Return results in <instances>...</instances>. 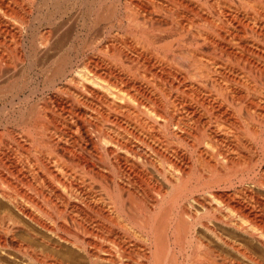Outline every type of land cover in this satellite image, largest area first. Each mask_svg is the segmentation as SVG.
<instances>
[{"label":"bare ground","instance_id":"1","mask_svg":"<svg viewBox=\"0 0 264 264\" xmlns=\"http://www.w3.org/2000/svg\"><path fill=\"white\" fill-rule=\"evenodd\" d=\"M111 1L0 0V264H264V0Z\"/></svg>","mask_w":264,"mask_h":264},{"label":"rangeland","instance_id":"2","mask_svg":"<svg viewBox=\"0 0 264 264\" xmlns=\"http://www.w3.org/2000/svg\"><path fill=\"white\" fill-rule=\"evenodd\" d=\"M109 1H111V0H109ZM114 1V2H113ZM115 3V0H112L110 3ZM124 2V0H120V3H121V6H123V3ZM107 19V18H106ZM108 24V19L107 20H105V22L104 23H101V24H99V27H102V26H104V25H107ZM99 27H95L94 28V32H95V30H96V32L98 31V28ZM96 32H95V34H96ZM97 54V53H96ZM37 73H38V76H36L37 75ZM46 73H43L42 74V71L41 72H39V70H38V72H36V75H32V74H30L29 75V86L30 87H33V86H35V85H43L42 83L43 82H45V79H46V75H45ZM36 77V78H35ZM39 82V83H38Z\"/></svg>","mask_w":264,"mask_h":264}]
</instances>
